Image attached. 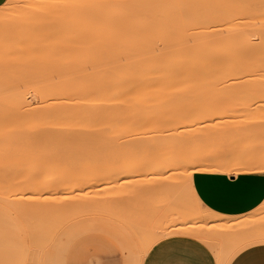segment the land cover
<instances>
[{"label": "rangeland", "instance_id": "374dc122", "mask_svg": "<svg viewBox=\"0 0 264 264\" xmlns=\"http://www.w3.org/2000/svg\"><path fill=\"white\" fill-rule=\"evenodd\" d=\"M32 1L8 0L0 8L3 20L0 21V66L6 67L2 68L5 73L0 71V80L10 81L5 86L0 81V92L1 95H9L14 90L25 92L28 101L37 105L39 93H42L35 84L37 80L55 81L67 72L71 74L75 62L68 54L64 57L67 60L62 59L66 53L61 52L63 54L58 55L50 71L41 74L35 71L34 78L27 75L23 78L21 73L24 75L29 71L19 68V76L12 75L16 68L11 51L12 38L25 31L37 30L39 33L43 27L41 23L45 27L46 17L43 19L40 15L45 16L46 12H40L45 10L42 9L45 3L46 7L49 6L48 0ZM35 1L39 3L35 5ZM30 10L37 14L36 23ZM19 15L23 19H18ZM38 16L43 22H38ZM21 20L25 25H21ZM5 22L16 25V28L11 24L5 26ZM98 22L94 20L92 26L86 25V29L97 31L101 26L104 29L103 23L98 25ZM72 27L68 26L66 30L73 32ZM8 30H11L10 36L6 34L10 32ZM33 64L31 69L39 68ZM47 66L50 65H46V69ZM40 67L45 68L44 65ZM142 84L148 87L143 90L136 87ZM128 85L121 99L124 104L121 147L126 159H53L45 162L0 159V247L18 252L16 264H51L62 258L63 251L75 238L88 233L92 224L94 227L101 224L96 228L98 231H110L109 223L116 224L128 234L126 240L129 237L132 246L123 245L126 264H133L141 251H144L145 258L158 244L156 239H166L164 236L169 231L183 225L188 227L190 234L206 239L214 236L218 241L222 239L225 249L220 257L223 261H227L234 248L240 247V239L264 235L261 234L264 233V80L194 79L131 82ZM111 100L115 101L116 97L113 95ZM104 118V110L96 112L92 126L97 134L105 137ZM110 141L113 144L116 139L113 137ZM150 143H167L172 159H140L138 149ZM101 152L103 156L104 148ZM73 169L75 176L72 182H64L65 190L48 191L63 182L64 173ZM33 182L42 188L33 190ZM218 196L226 205L236 206L237 210L233 217L223 213L219 214L220 219L213 217L218 221H213L209 214L208 220L205 214L209 212L203 208L202 213L196 202ZM196 217L207 220L202 225ZM218 224H224L226 229L221 230ZM254 225L257 228L253 230ZM221 231H228L231 236L226 234L228 239L223 238ZM76 264H122V258L118 252L104 251L99 242L90 253L79 255Z\"/></svg>", "mask_w": 264, "mask_h": 264}, {"label": "bare ground", "instance_id": "6f19581e", "mask_svg": "<svg viewBox=\"0 0 264 264\" xmlns=\"http://www.w3.org/2000/svg\"><path fill=\"white\" fill-rule=\"evenodd\" d=\"M34 3L37 5L39 1L37 4L36 1ZM47 3L49 6L46 7L45 3L42 6L45 10L40 12L41 14L46 12L45 16L38 13L43 19L46 17L44 22L40 21L41 17H37L40 18L37 19L38 22L45 23V27L44 24H40L43 27L38 30L39 33L33 30V32L28 31L29 33L25 31L26 34L21 32L20 35L19 31L15 30L19 34L15 33V37H11L13 39L11 51L16 65L12 75L19 76L17 72L19 68L29 71L24 75L21 73L23 78L26 75L32 78L35 71L38 74L45 73L49 68H54L52 63L61 52L66 53V55L61 53L64 55L62 59L65 60L64 57L67 54L70 55L68 57L73 58L75 69L71 74L67 72L64 77L58 76L60 78H56L55 81L45 80V78L37 80L38 82L35 80L37 82L35 84H38L37 88L42 92L39 93L37 105L28 101L23 94L25 92L20 93L14 90L9 92V95H1L2 91L0 92V159H30L44 162L53 159L70 161L126 159L121 147L124 130L121 117L124 104L121 99L129 88L128 83L131 82L194 79L264 80V0H48ZM35 10L38 9L35 8ZM27 13L31 18L33 17V12ZM34 15L33 18L37 14ZM56 18L61 20L54 21ZM34 20L36 23V18ZM94 20H99L98 25L103 23L105 28L102 29L101 26V29L97 31L86 29L93 25ZM30 21L28 23H31ZM11 23L5 26L10 27ZM68 26H73V32L66 30ZM12 27L16 28V25ZM11 30H8L10 32L6 34L10 36ZM38 61L44 63L39 65ZM34 62L39 63L36 64L39 68L33 64ZM32 64L38 70L32 67L35 69L32 72L30 68ZM48 64L50 66L46 69ZM42 65L45 68L40 67ZM0 67V71L5 73L6 70L3 71L2 68L6 67ZM7 81L10 84V81ZM7 81H2L3 86L8 84ZM136 87L143 90L148 86L142 84ZM113 95L116 97L115 101L111 100ZM101 110H104L105 137L97 134L92 126L96 112ZM113 137L116 141L110 144ZM138 154L141 155L140 159H172L167 143H161V145L150 143L145 147L142 146L138 149ZM73 176H75V169L65 172L63 182L51 188L47 187L50 188L48 191L65 190L64 182H72ZM188 186L191 189V186ZM41 188L38 183L33 182V190ZM155 194L158 193L155 192ZM130 198V201L132 198L134 200V197ZM139 202L144 203V201ZM196 203L201 206V208L198 207L200 211L204 208L206 212H209L207 214L204 211L207 219L211 215L212 218H221L212 214L199 201ZM128 206L132 209L130 205ZM202 218L196 217L203 225L207 219ZM109 225L110 231H98L101 224H96V227L92 224L88 232L106 233L115 238L119 245H122V249L123 245L129 247L131 244L129 237L126 240L128 234H125L116 224L109 223ZM222 225L224 224H218L217 227L221 230L226 229V226ZM255 227L254 225L253 230ZM227 232L223 231L225 236L222 231L220 234L223 238H226V234L231 236ZM174 236L192 237L214 250L219 247L217 255L220 264H228L240 251L264 243V235L240 239V247L234 248L227 261H223L220 257L225 249L221 244L222 239L218 241V238L214 236L206 239L190 234L185 225L169 231L164 237ZM157 240L162 241L160 238L156 239L157 243H159ZM62 254L63 258L65 250Z\"/></svg>", "mask_w": 264, "mask_h": 264}, {"label": "crops", "instance_id": "0c3cea01", "mask_svg": "<svg viewBox=\"0 0 264 264\" xmlns=\"http://www.w3.org/2000/svg\"><path fill=\"white\" fill-rule=\"evenodd\" d=\"M8 0H0V8L7 2ZM225 181V180H224ZM222 181V182H224ZM222 182H218L223 184ZM228 182L225 181V184ZM203 203V204H202ZM200 203L203 207L208 209L212 214L220 216V213L227 214L230 217H233L237 208H232L233 206L226 205V203L220 199V197H212L208 199H204V201ZM230 213V214H229ZM239 215V213H238ZM227 218V217H226ZM101 242L103 250L106 252H118L121 254L122 264H126L124 251L120 243L113 238L111 235H108L103 232H88L82 234L75 238L67 247L64 256L69 253L68 258L75 261L79 255L88 254L93 249L94 246L97 247V244ZM167 244H183L187 245H196L198 248L203 249L207 253V258L212 261V264H220L219 258L216 253V250H213L208 245L188 236H174L167 239L162 240L158 244H156L146 255L145 259H148L151 256L153 250L159 248L161 245ZM18 257V252L13 249H9L6 246L0 247V264H16ZM228 264H264V243L256 244L251 247H248L238 254H236Z\"/></svg>", "mask_w": 264, "mask_h": 264}, {"label": "snow or ice", "instance_id": "6c2138e0", "mask_svg": "<svg viewBox=\"0 0 264 264\" xmlns=\"http://www.w3.org/2000/svg\"><path fill=\"white\" fill-rule=\"evenodd\" d=\"M68 255L70 250L63 258L56 259L51 264H76ZM133 264H212V261L196 245L167 244L153 250L148 259L144 258V251H141Z\"/></svg>", "mask_w": 264, "mask_h": 264}]
</instances>
